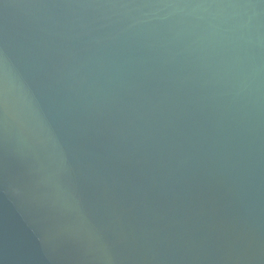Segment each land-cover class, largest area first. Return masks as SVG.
I'll list each match as a JSON object with an SVG mask.
<instances>
[{
  "label": "water",
  "instance_id": "water-1",
  "mask_svg": "<svg viewBox=\"0 0 264 264\" xmlns=\"http://www.w3.org/2000/svg\"><path fill=\"white\" fill-rule=\"evenodd\" d=\"M0 264H264V0H0Z\"/></svg>",
  "mask_w": 264,
  "mask_h": 264
}]
</instances>
